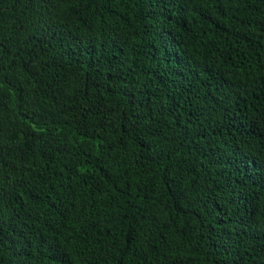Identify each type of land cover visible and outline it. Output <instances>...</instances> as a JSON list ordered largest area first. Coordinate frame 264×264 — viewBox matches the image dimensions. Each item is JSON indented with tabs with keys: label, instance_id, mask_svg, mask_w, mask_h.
Returning a JSON list of instances; mask_svg holds the SVG:
<instances>
[{
	"label": "trees",
	"instance_id": "trees-1",
	"mask_svg": "<svg viewBox=\"0 0 264 264\" xmlns=\"http://www.w3.org/2000/svg\"><path fill=\"white\" fill-rule=\"evenodd\" d=\"M0 264H264V0H0Z\"/></svg>",
	"mask_w": 264,
	"mask_h": 264
}]
</instances>
